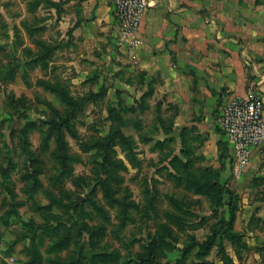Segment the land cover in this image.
I'll list each match as a JSON object with an SVG mask.
<instances>
[{
    "label": "rangeland",
    "instance_id": "1",
    "mask_svg": "<svg viewBox=\"0 0 264 264\" xmlns=\"http://www.w3.org/2000/svg\"><path fill=\"white\" fill-rule=\"evenodd\" d=\"M53 12L45 0H0V264H225L224 253L233 264H264V193L239 183L228 157L222 180L245 247L223 236L229 206L215 205V193H195L188 178L219 166L215 144L195 143L196 154H216L208 159L174 161L184 150L180 124L168 132L175 110H145L142 91L115 88L107 68L87 67L84 79L62 63ZM106 178L130 203L125 213L105 195ZM190 199L198 202L180 210ZM214 232L203 253L199 244Z\"/></svg>",
    "mask_w": 264,
    "mask_h": 264
},
{
    "label": "crops",
    "instance_id": "2",
    "mask_svg": "<svg viewBox=\"0 0 264 264\" xmlns=\"http://www.w3.org/2000/svg\"><path fill=\"white\" fill-rule=\"evenodd\" d=\"M45 1L60 3L49 7L59 19V51L66 54L61 62L84 79L88 68H107L115 88L142 91L145 110L174 109L172 131L180 124V140L185 131L197 145L215 144L217 155H197L218 156L219 166L212 165L221 169L224 184L230 162L220 158L222 138L214 125L232 95L257 89L264 97V0H156L142 17L137 40L122 45L108 0ZM235 178L264 193V145Z\"/></svg>",
    "mask_w": 264,
    "mask_h": 264
},
{
    "label": "built area",
    "instance_id": "3",
    "mask_svg": "<svg viewBox=\"0 0 264 264\" xmlns=\"http://www.w3.org/2000/svg\"><path fill=\"white\" fill-rule=\"evenodd\" d=\"M118 21L117 42L137 40L142 17L156 0H108ZM218 128L229 143L236 174L246 168L254 152L264 145V97L259 90L232 95L216 117Z\"/></svg>",
    "mask_w": 264,
    "mask_h": 264
},
{
    "label": "trees",
    "instance_id": "4",
    "mask_svg": "<svg viewBox=\"0 0 264 264\" xmlns=\"http://www.w3.org/2000/svg\"><path fill=\"white\" fill-rule=\"evenodd\" d=\"M37 2V0H35ZM46 4H48V6H55V7H59L60 3H54L51 2L50 4L46 2ZM29 52H31V49L29 50ZM36 53V52H35ZM34 53V54H35ZM34 59H36L38 56L37 55H33ZM46 88L53 90V91H58L59 95H62V99H64L66 101V103L69 101L70 104H73L76 102V98H71V96H68L66 94V91H62V90H58L57 88L47 84L45 85ZM142 100H144V94L142 96ZM143 103V101H142ZM162 121V124L165 127V123L163 121V118L160 116L159 117ZM218 127V126H217ZM222 139L220 140V145H221V153H220V158L222 160L226 159L227 157H229L230 159L231 157V153H230V149H229V143L227 141V139L225 138L224 133L220 130V128H218ZM172 131V125L170 128V131ZM122 134V133H121ZM114 134H111L107 140H105L104 145L105 146H110L111 142L113 140ZM124 139L126 140L124 142L123 145L130 143V139H127V137L123 136ZM58 142H59V148L60 150L63 152L64 150V140H63V136L61 135V132L59 134V136L57 137ZM181 141H182V145L184 144V150H181V152L174 157V161H177L179 163H184V164H192L194 163L197 159H203L202 156L197 155L196 151H195V143L194 141L192 142L188 132L183 131L181 133ZM126 147L124 146V149ZM128 148V147H127ZM134 151L131 150L129 148V152L127 153V156L130 158V161L135 165L138 166L140 164V160H137V158L134 157ZM109 159V158H108ZM222 166H224V161L222 163ZM203 171V172H202ZM201 172L204 173V175H198V177H193V176H189L188 178L190 179V183H191V188H194V192L195 193H202V194H217V198H216V203L215 205L218 206H225L228 205L229 206V212H230V216L229 218L225 221L224 225L225 228L223 229L224 234L223 236H228L230 238H232L233 240H236L238 242V245H241L243 247H245L243 240L241 239V236L239 234H237L236 232L233 231V227H234V223L236 220V206L237 204L234 202V200L232 199V192L230 190H226L225 185L220 181L221 180V169L220 168H213V167H208V168H204V170H202ZM102 186H103V190L105 192V195L108 197L109 201L111 203H119L121 205V212L125 213V211H127V207L130 205V203L125 202L122 199H118L115 196V191L111 188L108 179H104L101 182ZM228 192L230 194V199H228V201H224V193ZM198 200H193L190 199L187 202V205L184 207H180V210H187L190 211L189 209L192 207L193 203ZM170 216L171 220L173 222H175L176 224L178 223V225H183V222L180 220H178V214H175L173 212ZM125 218V217H124ZM123 221V220H122ZM218 236L217 232H214V234L209 238V240H207V242L203 245L199 244L202 249H203V253H206L214 244L216 237ZM223 259L225 264H233V259L232 257H230L228 254L224 253L223 254Z\"/></svg>",
    "mask_w": 264,
    "mask_h": 264
}]
</instances>
